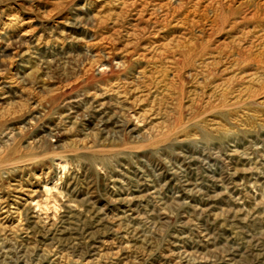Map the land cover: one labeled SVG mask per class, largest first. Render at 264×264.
Segmentation results:
<instances>
[{
  "label": "rangeland",
  "instance_id": "obj_1",
  "mask_svg": "<svg viewBox=\"0 0 264 264\" xmlns=\"http://www.w3.org/2000/svg\"><path fill=\"white\" fill-rule=\"evenodd\" d=\"M137 2L163 4L144 36L208 62L165 67L145 120L134 93L84 96L131 80L129 7L0 0V264H264V0Z\"/></svg>",
  "mask_w": 264,
  "mask_h": 264
},
{
  "label": "bare ground",
  "instance_id": "obj_2",
  "mask_svg": "<svg viewBox=\"0 0 264 264\" xmlns=\"http://www.w3.org/2000/svg\"><path fill=\"white\" fill-rule=\"evenodd\" d=\"M100 1L101 2L103 1V4H101V7L108 6L112 2L113 3L116 2V3L121 4L120 9L113 10L112 12H110V13L114 14V17H113L114 22L113 23H115L117 20H119V18L124 14V12H125L124 10H126V8L129 7L130 10L135 15H137L140 22L144 21L145 26H141L140 28H138L140 30L133 29L134 31H131V32L126 31L125 32V36H128V37L132 36L131 40H133V41L128 40L124 44V46H123L124 53L122 55L120 54L121 55V56H119L120 60L118 59V61L116 60L114 62V64L117 65V68L121 69L123 71V73H127V72L131 73V75H132V76H130V77H132L131 80L126 81V79L124 78L125 80H123V81H124L125 85L120 86L118 79H113L109 84L98 85L99 88L91 89V90L87 91L84 94V96L92 97L96 103V104H94L95 107H97V110H100V109H103L105 107V104L107 102V100H106L107 97L110 98L112 96V97L119 99L120 97L124 96V94H130V93L133 94L134 93L135 97L133 98V100L131 102L136 104L137 108L139 109L136 117L140 118L141 120H145L149 116V114L152 111H154L156 99L163 100V99H165L164 96L166 94L170 95V91L168 90L167 83H162V80L158 79V75L163 74L165 67H171L175 71V68L178 66V63L181 60L182 62H186L187 66L196 67V68H194V70L190 71L191 75L196 78V77H201L203 75L205 70H203L202 67L204 64H207L208 62H205L204 60L200 61L201 60L200 54L193 56V54L190 51V48L183 50L179 47L180 45L183 44V41H185L186 39H184V38L182 39L180 36H172L171 38L166 40V38H164L165 35L161 32V31H163L162 28L157 29L152 34H148V35L144 36L146 29H148L150 25H152L150 30H153V26H155V24L157 22L151 21L152 20L151 18L154 16V14H158L159 12H162L163 4H159V3L150 4L149 2L139 4L137 2L138 0H135L131 3L129 2V0H100ZM149 5H152L151 12H150L149 16L145 20H143L144 12L147 10ZM112 14H111V16H112ZM103 18H106V17H103ZM132 20H133V18H132ZM76 21H78V20L76 19ZM181 26L182 25H180L178 23H175L172 25V27H174V28H182ZM158 33H162L163 35L160 34L161 35L160 36ZM157 37L159 38L158 40H157ZM146 38H148V39L149 38H155V40H157V41L155 42L153 40L150 42V40H147ZM21 54H22V52H21ZM93 56H96V54H94ZM112 61H114V60H110L109 64L106 65V67L111 65ZM96 63H98L97 65L100 67L105 66V63L103 62V60L101 58L97 59ZM140 63H145L148 66H150V68H152L151 71H149L150 74L146 73L145 68H140V67L137 69L134 68L135 65H140ZM175 73L177 74L176 71H175ZM154 74H155V76H154ZM153 78H155V79H153ZM22 81H23V79H22ZM8 82H10V81H7L6 79H3L1 77L0 78V90H3L4 88L9 87L10 85H7ZM153 82L155 84L153 87H155L156 90L158 88H160V90H162L161 94L163 97H160V96L157 97L156 95H154V97L151 100V103L145 104L148 100L146 90L148 89L149 85L153 84ZM122 93H124V94H122ZM164 93H166V94H164ZM1 94H2V96L0 99L6 100V98L8 97V94L4 95V92ZM145 95H146V97H144ZM71 101H76V100L71 99L67 102H71ZM161 104L162 103H160V105H159V103H158L157 107L159 110H161V108H160ZM174 104L176 105V103H174ZM124 105L125 104L120 105L121 108ZM121 115H122V113H121ZM19 162H20L19 160L9 162V164L7 166L10 165L13 167V166H16L17 163H19Z\"/></svg>",
  "mask_w": 264,
  "mask_h": 264
}]
</instances>
